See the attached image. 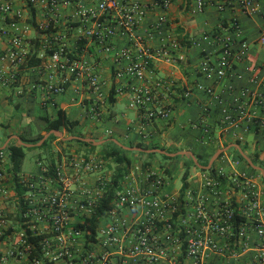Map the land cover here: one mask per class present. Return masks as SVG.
<instances>
[{
  "label": "built area",
  "instance_id": "2783aa9c",
  "mask_svg": "<svg viewBox=\"0 0 264 264\" xmlns=\"http://www.w3.org/2000/svg\"><path fill=\"white\" fill-rule=\"evenodd\" d=\"M16 1L0 0V36L9 38L6 52L0 53V88L17 80V72L7 75L1 63L8 60L12 65H23L30 57L28 46L32 42L26 30H19L15 23L12 31L4 27L9 16L24 18L23 10L15 8ZM22 1L34 22L33 28L41 36V52L36 56L46 75L38 85L44 100L65 92L70 82L68 75L87 81L101 95L99 76L91 72L85 61L73 57L92 41L101 51L115 54L117 62L124 63L117 77L140 83L131 86V107L142 111L143 120L149 124L156 119H170L173 105L165 104L156 95L148 84L147 72L155 62H185L183 46L175 36L163 33L168 24L166 13L157 16L147 33L141 32V25L149 13L157 9L166 12L175 0ZM233 2L242 13L260 20L261 33L256 42L264 46V0H229L230 4ZM206 5V0H196L198 12ZM225 6V2L217 5L219 10ZM153 35L161 38L159 47L148 43ZM117 37H126L132 44L116 49L113 40ZM191 44L202 49L197 67L200 76L215 82L229 76L242 78L236 67L246 59L250 42L239 23L234 22L227 33L223 29L206 32ZM249 84L240 88L229 102L211 88L198 85L197 90L206 92L219 105L223 131L245 125L264 142V77H251ZM193 94V89H186L181 98L185 101ZM97 109L93 104L94 117L99 116ZM210 109V104L204 105L205 113H210ZM208 132L204 129V135ZM148 137L143 135L144 139ZM9 156V151L0 148V196L5 192L8 175L12 174L8 172ZM38 166V176L22 181L27 189L21 198L22 228L7 251H0V264H183L172 255L176 248L192 264H264V183L262 180L260 185L257 177L246 171L227 174L218 167L201 171L204 192L186 190L182 199L175 202L162 192L167 175L147 169L145 192L134 188L117 192L111 210L102 217L109 222L98 229L96 240L91 241L79 225L91 216L95 203L103 195L104 182L97 183L94 196L87 190L78 196L69 188V180L60 168L56 167V176L52 178L49 166L42 162ZM74 168L90 173L97 171L99 164L84 160L75 163ZM225 193L229 200L220 201ZM236 195L241 196V203L235 201ZM212 198L216 201L215 208L209 206ZM124 207L139 212L128 220L120 212ZM167 210L173 217L168 218ZM75 216L77 221L73 219ZM236 216L243 219L237 226ZM114 256L118 258L115 260Z\"/></svg>",
  "mask_w": 264,
  "mask_h": 264
},
{
  "label": "crops",
  "instance_id": "0c3cea01",
  "mask_svg": "<svg viewBox=\"0 0 264 264\" xmlns=\"http://www.w3.org/2000/svg\"><path fill=\"white\" fill-rule=\"evenodd\" d=\"M206 2L207 5L203 11L198 12L196 0H175L166 12L157 9L149 13L141 25V32L147 33L157 16L166 13L168 24L163 27V33L175 36L180 42L182 37L186 38L181 49L186 56L185 62H155L147 72L148 84L156 95L163 99L165 104L173 105L169 120L156 119L147 124L141 116L142 111L137 107H131V86L140 83L117 77V72L124 67V63L117 62L115 54L101 51L92 41L87 42V49L73 54V57L77 56V59L85 61L91 72L99 76L101 95L94 92L87 81L72 79L68 75L70 82L67 84L65 92L51 95L47 100H44V94L38 88L39 83L46 78L39 67L41 60L39 64L29 65L30 58L38 56L41 52V36L33 28L34 22L30 18L26 4L22 0H17L15 8L23 10L24 18L17 20L9 16L4 27L12 31V23H15L19 30H26V36L32 43L28 46L29 60L23 65H12L8 60L1 63L7 75L17 72V80L11 82L7 87L0 88V131L2 132L0 148L8 151L10 144H18L15 137L34 140L39 136H45L48 133L46 131L47 119H53L58 109H63L70 120L77 122L72 135L65 129L61 130L64 137L77 136L103 142L97 146L96 150L90 151L88 147L81 146L76 142L63 141L58 138L52 141L49 147L40 151L29 173L22 171L19 183L38 176V163L42 162L49 167L55 165L60 168L69 180V188L76 195H83V192L87 190L91 196H94L97 191V183L108 181L116 168L111 160L102 158L101 151L112 146L113 143L116 145L119 143L129 148H137L138 144L149 148L158 146L160 149L157 150L177 154L175 157H171L174 158L173 160L155 157L151 161V168L170 173L167 174L162 192L169 195L175 202H179L181 198L183 181L178 185V179L182 180L185 163L190 157L189 155H178L182 152H192L194 155L201 156L202 160H207L213 153L215 155L219 150L224 149L223 155H220L212 167L222 168L227 174H234L236 170L246 171L257 177L262 185L263 179L260 172L255 170L253 172L244 159L237 160L236 154L240 153L233 147V145H238L250 158L253 155H258L260 165L257 166L264 169V142L262 139L252 128L247 129L245 125L238 129L223 131L220 126L219 105L212 102L206 92L197 90L198 85H203L205 88L213 89L225 101L229 102L240 88L250 86L249 79L251 77H264V46H260L256 42L261 33V22L259 19L242 13L235 2L232 4L229 3V0H206ZM224 2L227 6L223 10H219L217 5ZM234 22L239 23L243 35L250 42L246 59L238 63L236 67L242 78L229 76L218 82L205 79L197 73V67L203 56L202 49L192 46V40L201 37L206 32L223 29L227 33L232 30ZM181 28L183 32L179 33ZM8 41V37L0 36L1 54L6 52ZM148 43L152 47H159L161 38L153 35ZM113 44L116 49H120L132 43L126 37H117L113 40ZM37 56L36 59H38ZM33 61L36 63L35 60ZM186 89H193L194 94L184 101L181 95ZM93 104L98 107L99 116L97 117H94L91 112ZM205 104L211 105L210 113L204 112ZM204 129L209 130L207 135H204ZM78 132L80 133L77 134ZM144 134H148L149 137L144 139ZM209 146L213 150L211 154L205 149ZM227 148L229 149L226 150ZM175 150L177 152H169ZM231 150L233 151L231 152ZM125 151L132 164L128 179L122 183V189L134 188L137 191L145 192L148 186L145 176L146 169L143 166L145 158L140 155L142 152ZM84 160L96 161L99 164V169L90 173H85L83 169L76 170L74 164ZM109 165H113V168ZM193 171L192 169L187 191L201 194L204 192L201 171ZM16 188L14 176L8 175L5 192L0 196V251L4 252L7 251L10 241L17 238L22 228L20 221V200L22 197L18 195ZM229 198V195L225 193L219 199L227 201ZM236 199L235 201L241 203L240 195H236ZM210 202L209 206L215 208L216 201L212 198ZM120 212L122 217L133 220L139 209L124 207ZM166 215L168 218L173 217L170 210L166 211ZM174 218L178 221V218ZM73 219L77 221L78 217L75 216ZM108 222L107 217L102 218L98 229L104 228ZM250 234L252 238H256L254 231L251 230ZM129 238L131 241L133 240L132 236ZM219 240L223 241L224 239ZM172 251V255L183 264H192V261L186 258L180 249L176 248ZM117 258L113 257L115 260Z\"/></svg>",
  "mask_w": 264,
  "mask_h": 264
},
{
  "label": "trees",
  "instance_id": "16d2710c",
  "mask_svg": "<svg viewBox=\"0 0 264 264\" xmlns=\"http://www.w3.org/2000/svg\"><path fill=\"white\" fill-rule=\"evenodd\" d=\"M183 30L182 28L179 29V33H182ZM186 38L182 37L181 38V44H184ZM35 60L36 63L33 61ZM40 60L36 59V55L33 56L30 61H29V65H36L39 64ZM77 125L76 121H72L68 118L66 112L63 109H58L56 111V115L53 119H47V127H46V131H52V130H59L61 131L62 129H65L69 134H73V128ZM43 138V136H39L37 139L34 140H26L24 137H21L22 141L24 143L27 144H36L38 143L41 139ZM58 138L55 137L54 135H51L40 147H32L30 149H40V150H44L47 147L50 146V143L54 140H57ZM72 142H76L81 146H85L88 147V149L90 151H94L96 150L98 147L94 146L91 143H86L82 140H73ZM137 147H142L144 149H160V147L158 146H152L151 148L144 146L142 144H138ZM26 149L27 147L25 146H20L16 143L14 144H10L8 147V151L10 153L9 156V166H8V172L12 173V175L14 176V180L16 182L17 185V192L18 195L22 197V195L24 194V192L27 190L26 187L22 184L19 183L21 177V173H22V168H23V163L26 157ZM163 150H165L164 148H162ZM236 151V150H235ZM169 152H177V150L175 151H169ZM126 151L122 148L119 147L116 144H112V146L107 147V149H104L101 151V155L102 158H104L105 160H111L115 165V171L112 175V177L108 180V181H104L102 189H103V195L101 196V198L99 199V201H97L95 203V206L93 208V212L91 214L90 217H87L82 225H79V227L81 229H84L88 235L89 240L94 241L96 240L97 236H98V223L100 221V219L105 216L107 214V212L109 210H111L112 205H113V201L116 198L117 192L122 190V183L126 180V177L129 174L130 168H131V160L126 156ZM140 155L145 158L143 160V166L145 167V169H150L151 168V161L158 155L157 153H151V154H147V153H140ZM214 155V153L212 155H210V157L207 160H203L202 161V157L199 155H195L199 164L202 166H207L211 157ZM223 155V154H222ZM221 155V156H222ZM164 160H173L174 158H171L167 155H161ZM236 158L237 160H243V158L241 157L240 154H236ZM251 159L253 161V163L255 165H260L259 163V159H258V155H253L251 156ZM193 167L196 169L195 171H205L202 170L200 168H198L195 163L193 162L191 157H188V161L185 163V170L184 173L182 175V181H183V187H182V191H181V199L184 195V192L187 190V188L189 187V178L192 174V169ZM56 167L55 165H52L49 167V176L54 178L56 176V171H55ZM213 170V167L210 169V171ZM253 172H255L254 170H252ZM165 174H170L168 173V171H165ZM264 183V181H263ZM21 201V200H20ZM243 219L240 218L239 216H236V221L235 224L236 226L239 225V223L242 221Z\"/></svg>",
  "mask_w": 264,
  "mask_h": 264
},
{
  "label": "water",
  "instance_id": "95a60500",
  "mask_svg": "<svg viewBox=\"0 0 264 264\" xmlns=\"http://www.w3.org/2000/svg\"><path fill=\"white\" fill-rule=\"evenodd\" d=\"M51 135H54L55 137L63 140V141H73V140H82L86 143H91L93 145H96V146H99L101 145L103 142H97L93 139H85V138H81V137H77V136H68V137H64L63 135V132L59 131V130H52V131H49L45 136H43V138L36 144H26L22 141V139L20 137H15L17 139V142H18V145L20 146H25V147H40L42 146V144L51 136ZM117 145L119 147H122L124 150H127V151H138V152H142V153H147V154H151V153H163L167 156H170V157H175L177 154H169V153H166L164 151H161V150H147V149H144V148H140V147H137V148H129V147H125L119 143H117ZM234 148H236L238 150V152L240 153L241 157L248 163V165L255 171H258L260 172L261 176H262V179L264 181V169L260 166H257L253 163V161L251 160L250 157H248L246 155L245 152H243V150L238 146V145H233ZM229 148H227L226 150H228ZM225 150L224 149H221L219 150L209 161L208 165L207 166H202L199 164L197 158L195 157V155L192 153V152H182V153H178V155H189L193 162L195 163V165L200 168V169H204V170H210L213 163L220 157V155L224 152Z\"/></svg>",
  "mask_w": 264,
  "mask_h": 264
},
{
  "label": "rangeland",
  "instance_id": "374dc122",
  "mask_svg": "<svg viewBox=\"0 0 264 264\" xmlns=\"http://www.w3.org/2000/svg\"><path fill=\"white\" fill-rule=\"evenodd\" d=\"M79 133L80 132H78L77 134H79ZM1 136H2V132L0 131V138H1ZM209 147H206L205 149L207 150V152H209L211 154L213 152V150L211 149V147L210 148ZM40 151H41L40 149H30V148L26 149V157H25V160H24V163H23V168H22L23 173H29L30 170H32V168L34 166V160L38 156ZM232 151L233 150H231V152ZM156 157L159 158V159H164L160 155H157ZM186 160H187V158H186ZM109 166H111V168H113V165H109ZM193 170L195 171L196 169L193 167ZM181 183H182V180L178 179V185H180Z\"/></svg>",
  "mask_w": 264,
  "mask_h": 264
}]
</instances>
